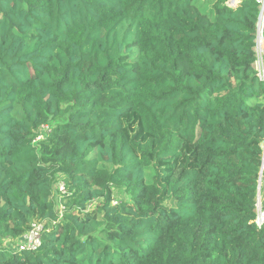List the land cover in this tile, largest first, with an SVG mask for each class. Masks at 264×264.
Masks as SVG:
<instances>
[{
	"label": "trees",
	"instance_id": "trees-1",
	"mask_svg": "<svg viewBox=\"0 0 264 264\" xmlns=\"http://www.w3.org/2000/svg\"><path fill=\"white\" fill-rule=\"evenodd\" d=\"M259 19L258 0H0V240L45 227L0 264H264Z\"/></svg>",
	"mask_w": 264,
	"mask_h": 264
},
{
	"label": "built area",
	"instance_id": "built-area-1",
	"mask_svg": "<svg viewBox=\"0 0 264 264\" xmlns=\"http://www.w3.org/2000/svg\"><path fill=\"white\" fill-rule=\"evenodd\" d=\"M231 2H238L239 0H230ZM260 4V19L258 22V31L256 38V61L255 67L261 79H264V0H258ZM40 138V137H39ZM261 165L259 167L257 179V192H256V217L254 222L261 227L264 224V138L261 142ZM60 192H65V184H59ZM64 207H61L63 209ZM44 224L41 221H34L32 228L26 232L19 240V248H29L32 250L37 249L42 244V234Z\"/></svg>",
	"mask_w": 264,
	"mask_h": 264
},
{
	"label": "rangeland",
	"instance_id": "rangeland-1",
	"mask_svg": "<svg viewBox=\"0 0 264 264\" xmlns=\"http://www.w3.org/2000/svg\"><path fill=\"white\" fill-rule=\"evenodd\" d=\"M115 196H116V200H120L122 198L128 199L127 194L123 190L116 191ZM19 240H20V238L17 240H10V239L0 240V245L9 246L12 248H19V243H18Z\"/></svg>",
	"mask_w": 264,
	"mask_h": 264
}]
</instances>
